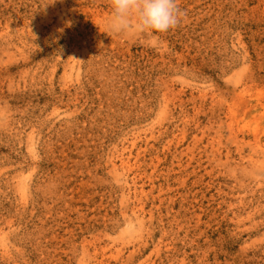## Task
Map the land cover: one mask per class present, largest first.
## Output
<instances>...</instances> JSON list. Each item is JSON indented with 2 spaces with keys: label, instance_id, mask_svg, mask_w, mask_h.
Returning <instances> with one entry per match:
<instances>
[{
  "label": "rangeland",
  "instance_id": "obj_1",
  "mask_svg": "<svg viewBox=\"0 0 264 264\" xmlns=\"http://www.w3.org/2000/svg\"><path fill=\"white\" fill-rule=\"evenodd\" d=\"M0 0V264H264V0Z\"/></svg>",
  "mask_w": 264,
  "mask_h": 264
},
{
  "label": "clouds",
  "instance_id": "obj_2",
  "mask_svg": "<svg viewBox=\"0 0 264 264\" xmlns=\"http://www.w3.org/2000/svg\"><path fill=\"white\" fill-rule=\"evenodd\" d=\"M107 28L118 37L165 33L180 23L183 13L177 0H109Z\"/></svg>",
  "mask_w": 264,
  "mask_h": 264
}]
</instances>
